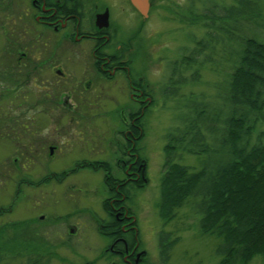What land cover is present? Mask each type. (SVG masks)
<instances>
[{
	"label": "flooded vegetation",
	"instance_id": "flooded-vegetation-1",
	"mask_svg": "<svg viewBox=\"0 0 264 264\" xmlns=\"http://www.w3.org/2000/svg\"><path fill=\"white\" fill-rule=\"evenodd\" d=\"M161 2L145 0L142 10L133 0H0L8 39L0 46V95L11 103L0 112H19L21 116L16 115L21 122L4 125L0 131L4 130V136L13 133L15 138L26 140L20 146L15 142L11 160L49 163L62 153L69 164L110 162L126 166L125 176L120 173L112 179L116 188L101 215L90 211H82L88 213L85 216L76 215L78 212L70 209L65 212L67 221H60L62 226L52 237L48 235L53 242L69 246L85 242L89 228L103 240L98 258L80 260L73 249L69 256L56 253L61 263L155 262L142 244L136 210L126 198L128 188L123 186L141 175L140 117L155 87L149 80L142 82L138 45L147 21L164 16L157 6L167 12V4ZM134 35L137 40L133 42L130 38ZM102 108L119 112L121 125L113 129L110 138L105 129L87 124L90 112H102ZM44 113L56 118L52 140L42 134ZM63 116L66 124L58 123ZM16 117L8 116L9 120ZM43 216L13 220H39ZM92 219L95 225L91 227ZM42 233L47 236L48 231Z\"/></svg>",
	"mask_w": 264,
	"mask_h": 264
},
{
	"label": "trees",
	"instance_id": "trees-1",
	"mask_svg": "<svg viewBox=\"0 0 264 264\" xmlns=\"http://www.w3.org/2000/svg\"><path fill=\"white\" fill-rule=\"evenodd\" d=\"M187 8L176 13L201 34H189L192 44L168 62L171 82H164L161 100L166 105L173 98L174 115L165 131L158 215L166 224L188 203L198 215V230L220 239L211 264H248L256 255L264 263V0H189ZM206 72L216 76L210 89L179 92ZM183 152L204 157L192 167L178 161ZM145 162L141 154L140 177L124 183L131 203L148 182ZM103 165L98 167L107 170ZM105 174L113 193L117 176ZM10 207H0V214ZM32 221L0 223V264H47L55 244L40 231L41 222ZM178 239L172 230L158 231L160 263L168 261Z\"/></svg>",
	"mask_w": 264,
	"mask_h": 264
},
{
	"label": "rangeland",
	"instance_id": "rangeland-1",
	"mask_svg": "<svg viewBox=\"0 0 264 264\" xmlns=\"http://www.w3.org/2000/svg\"><path fill=\"white\" fill-rule=\"evenodd\" d=\"M188 3L189 0H162L161 4H167L165 5L167 12L163 11L162 7H158L160 4L157 6L164 16H157L147 21V29L142 30L144 36L140 34L141 38L138 45L140 46L139 68L141 76L147 82L149 80L153 83L155 87L153 95L155 104L148 106L145 112L143 118L145 132L141 139V154L146 159V177L148 176L149 179L146 185L134 195L132 203H129L136 210V218L140 224L143 238L142 244L147 249L148 254L153 255L155 258L154 264H211L217 260L218 256L215 254V248L220 242L217 236L198 230L196 223L198 215L188 203L180 207L175 217L166 224H163L162 219L158 215L157 202L164 154L163 146L166 141L165 131L172 125L174 115L173 98L167 99L166 105H163L161 100L164 93V82H171V78H169L171 72L170 64L168 62L180 53L182 46L185 47L192 44L189 42V34H195L196 36L201 34L198 27L189 26V24L182 22L178 13H176L182 9L187 11ZM199 6L200 3L197 8ZM1 12L3 11H0V46L8 43L4 27L6 21L3 19ZM124 23L127 24L126 22ZM135 36L130 38L131 41L137 40ZM167 78L169 79L167 80ZM214 78H216L214 74L206 72L198 83L186 84L178 90L180 93L187 94L190 90L210 89L211 80ZM2 98L3 95L1 94L0 108H10L11 103ZM145 101L143 100L142 103ZM105 108H102V112L96 109H94L96 112H90L87 124L94 129H105L107 131L106 134L110 138L115 132L113 129L121 125V122L119 121V116H117L119 112H112ZM9 115L21 117L19 112H0V128L7 124L12 125L21 122L19 117L9 120ZM55 119L52 114L44 113L41 115L42 134L46 137L50 135V140L56 135L52 126L55 124ZM65 119L67 117H61L58 123L66 124ZM4 135V130H1L0 207H8L12 204L10 206L13 208L0 214V222L13 220L14 218H30L44 215L42 219L39 218V220H33L32 222H41L40 229L48 231L47 235H50V237L55 234V229L62 226L60 221H67L65 212L70 209L78 212L76 215L85 216L88 214H83L81 213L82 211H90L93 213L92 215L96 216L101 215L102 210H104L103 207L110 204L112 194L110 191L114 186L112 182L107 181L106 183L105 172L124 174L126 169L124 165L110 162L104 164L107 166V170L99 168V164H69L62 153L56 155L49 163L21 164L11 160V157L14 155L15 147L20 146L26 140H24V137L15 138L13 133L9 135L15 141L10 136ZM203 157V154L183 152L178 161L189 164L192 167H198ZM58 172L57 177L42 181L45 175L49 174L52 177V173ZM38 180H41V182L38 183ZM56 215L55 219L54 216ZM67 218H69L68 221L72 219V217ZM53 220L55 221L52 222ZM94 225L95 219H92L91 227ZM159 230H172L173 234L179 236L166 263H160L158 259L156 241ZM85 233L87 236L85 242H76L69 246L67 244L60 245L51 240L55 247L53 245L49 247L52 257H50L47 264H64L60 262L56 253L69 256L73 254V249L80 260H83V258H91V260L98 258L96 255L100 252V246H103L102 238L101 241L99 240L101 236L92 233L89 228L85 230ZM84 254L89 257H85ZM101 258L99 257V259ZM96 262L98 263L99 261L96 260L93 263L95 264ZM81 264H84V261ZM248 264H264L262 256L256 255Z\"/></svg>",
	"mask_w": 264,
	"mask_h": 264
},
{
	"label": "water",
	"instance_id": "water-1",
	"mask_svg": "<svg viewBox=\"0 0 264 264\" xmlns=\"http://www.w3.org/2000/svg\"><path fill=\"white\" fill-rule=\"evenodd\" d=\"M135 3H137V5L138 6H141V9L143 10V1H145V0H133ZM103 19L105 20V14L103 15ZM104 23H106L105 21H104Z\"/></svg>",
	"mask_w": 264,
	"mask_h": 264
}]
</instances>
